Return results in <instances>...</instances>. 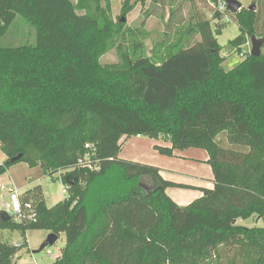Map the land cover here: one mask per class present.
<instances>
[{"label": "trees", "instance_id": "obj_1", "mask_svg": "<svg viewBox=\"0 0 264 264\" xmlns=\"http://www.w3.org/2000/svg\"><path fill=\"white\" fill-rule=\"evenodd\" d=\"M147 1L124 0L123 14ZM255 6L214 12L239 25V53L264 39V0ZM20 19L37 41L0 45V176L20 162L59 172L67 197L50 207L41 186L21 193L37 220H0L24 237L0 238V264H15L35 230L65 235L53 264H264V228L237 223L264 220V54L226 70L211 21L196 17L187 33L199 42L153 58L107 0H0V42ZM114 49L117 63L103 64ZM131 137L167 144L155 146L167 156L205 149L213 188L179 206L160 167L119 157Z\"/></svg>", "mask_w": 264, "mask_h": 264}, {"label": "rangeland", "instance_id": "obj_2", "mask_svg": "<svg viewBox=\"0 0 264 264\" xmlns=\"http://www.w3.org/2000/svg\"><path fill=\"white\" fill-rule=\"evenodd\" d=\"M76 2L77 0H72ZM110 6L112 19L121 23L126 30H131L128 35L136 34L137 39L142 41L145 52L148 56L154 57V52L162 57L168 47L182 42V45H191L200 41L197 34H188V30L195 22L196 17L210 20L212 28L218 42L223 47L222 54L226 58L224 68L232 70L237 67L252 49L251 41L242 48L244 53L229 45L240 34V27L234 21L230 23L229 15L225 14L222 19H214L215 10L211 8L208 1L204 0H148L145 4H138L127 15L123 14L124 0H107ZM243 8L249 9L252 5L260 6V0H240ZM106 6V2L104 3ZM125 19V23H122ZM260 20V14H259ZM221 26V31L217 27ZM132 36V35H131ZM133 37V36H132ZM36 32L25 20L20 19L9 30L6 37L0 42L1 46L35 45ZM264 54V46L262 48ZM155 53V54H156ZM117 51L111 50L102 57L103 64L117 63ZM222 143L226 146V141L222 138ZM123 147L119 157L126 161L138 162L160 167L165 179L170 180L178 186L170 187L166 193L181 207H187L203 195V189L213 188V172L208 163L209 155L205 149L189 148L176 149L172 156L161 154L155 146H167V144L143 137H131L122 140ZM5 155L0 147V165L5 161ZM61 173L53 176L46 175L41 167H30L27 163H17L12 165L3 175L0 176V185L13 183L14 186L24 193L29 189L41 186L48 206L53 207L62 202L67 195L65 186L59 180ZM2 192L0 191V198ZM8 199H0V208ZM239 226L263 227L264 220L253 217L248 220H238ZM50 233L45 230L29 231L26 234L29 247H25L16 255L15 264H34L37 259L39 264H53L55 259L47 254H62L66 244V237L61 234L56 244L51 248H46L40 253H34L41 249L48 239ZM0 238L3 241L17 245L24 241V237L19 232H9L0 230Z\"/></svg>", "mask_w": 264, "mask_h": 264}, {"label": "built area", "instance_id": "obj_3", "mask_svg": "<svg viewBox=\"0 0 264 264\" xmlns=\"http://www.w3.org/2000/svg\"><path fill=\"white\" fill-rule=\"evenodd\" d=\"M209 5L211 8L220 13L228 12L227 5L223 0H219L217 4L209 2ZM90 157V155L86 156L87 159H90ZM91 164V162L88 164L90 168H92ZM0 191L2 192L0 199L2 201L8 199L4 206L0 208V214L5 212L10 216V218L17 222H36L37 216L31 204H26L25 207H23L20 200L21 192L14 186L13 183L0 185ZM64 192H66V190ZM18 246H20V244H18ZM47 254L55 260L60 257L59 254H52L50 251H48Z\"/></svg>", "mask_w": 264, "mask_h": 264}, {"label": "water", "instance_id": "obj_4", "mask_svg": "<svg viewBox=\"0 0 264 264\" xmlns=\"http://www.w3.org/2000/svg\"><path fill=\"white\" fill-rule=\"evenodd\" d=\"M226 5H227V11L233 14L238 13L239 11H241L243 9V5L241 3L240 0H223ZM250 10H256V6L252 5L250 8ZM125 19H122V23H125ZM251 45H252V49L250 51V54L252 56L255 57H260L262 55V48L264 46V39H258L257 37H252L251 38ZM21 159V156H18L14 159L11 160V163H15L17 161H19ZM0 220H2L3 222H7L10 220V216L7 213H1L0 214ZM59 237L55 234H50L48 239L46 240V242L42 245L41 249L36 253H40L43 250H45L46 248H51L53 247L56 242L58 241Z\"/></svg>", "mask_w": 264, "mask_h": 264}, {"label": "crops", "instance_id": "obj_5", "mask_svg": "<svg viewBox=\"0 0 264 264\" xmlns=\"http://www.w3.org/2000/svg\"><path fill=\"white\" fill-rule=\"evenodd\" d=\"M262 54H263V52H262ZM139 139H141V138H143V137H138ZM27 239V238H26ZM27 246L29 247V242L27 241ZM16 264H17V262H16ZM34 264H39V262H38V260L37 259H35L34 260Z\"/></svg>", "mask_w": 264, "mask_h": 264}]
</instances>
